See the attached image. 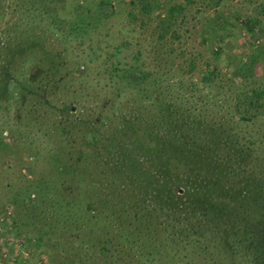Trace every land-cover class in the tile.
Masks as SVG:
<instances>
[{"label":"rangeland","instance_id":"374dc122","mask_svg":"<svg viewBox=\"0 0 264 264\" xmlns=\"http://www.w3.org/2000/svg\"><path fill=\"white\" fill-rule=\"evenodd\" d=\"M262 2L0 0V264L225 263L220 247L194 254L170 244L144 261L125 237L146 205L129 187L132 171L94 143L66 141L58 122L78 135L87 126L100 139L126 128L141 139L161 135L167 114L258 138L264 116L241 119L238 103L244 90L264 88V53L254 62L264 23L252 34L248 20L264 22ZM168 249L191 261H173Z\"/></svg>","mask_w":264,"mask_h":264},{"label":"trees","instance_id":"16d2710c","mask_svg":"<svg viewBox=\"0 0 264 264\" xmlns=\"http://www.w3.org/2000/svg\"><path fill=\"white\" fill-rule=\"evenodd\" d=\"M260 6L264 12V2ZM248 20L252 34L264 23L256 15L248 16ZM263 53L257 50L254 62ZM238 106L242 111L240 118L246 121L264 116V88L244 90ZM194 120L173 123L166 114L159 121L163 133L144 132L141 139L135 133L128 136L126 128L100 139L98 128L87 126L78 135L69 130L71 127L65 120L60 119L58 125L66 141L83 138L86 146L92 147L94 143L106 149L118 160L123 159L124 166L132 171L133 182L129 187L145 195L146 205L134 214V224L125 237L133 249L140 244L144 261L146 258L154 262L156 255L164 257L170 244L174 250L191 248L194 254L210 253L220 247L227 257L223 264H264V133L258 138L231 137L221 122ZM185 124L190 128L195 124L194 131L185 132ZM73 126L80 128L77 124ZM90 132L95 135L94 140H90ZM127 142L132 146L130 155L125 149ZM122 148L126 155L120 152ZM134 151L139 154H133ZM180 164L183 167L175 175L174 168ZM71 166L65 162L61 169L67 171ZM149 170L156 171L152 174ZM75 173L79 174V170L74 169ZM169 173L178 181L175 189ZM168 251L181 261H191L190 252ZM167 260L172 261L170 257Z\"/></svg>","mask_w":264,"mask_h":264}]
</instances>
